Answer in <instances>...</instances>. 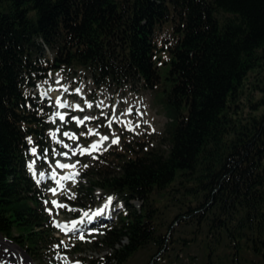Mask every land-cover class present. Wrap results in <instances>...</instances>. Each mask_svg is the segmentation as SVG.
Segmentation results:
<instances>
[{
    "label": "trees",
    "instance_id": "16d2710c",
    "mask_svg": "<svg viewBox=\"0 0 264 264\" xmlns=\"http://www.w3.org/2000/svg\"><path fill=\"white\" fill-rule=\"evenodd\" d=\"M158 47L169 55L163 76ZM76 69L98 87L153 91L163 79L166 148L101 155L87 168L67 203L86 210L100 189L124 209L84 240L68 239L72 252L106 251L86 264H126L150 246L163 256L172 225L191 221L231 241L236 261L244 247L264 264V0H0V235L38 264L66 243L27 167L50 130L32 90L50 72ZM252 73L263 94L249 107L261 112L242 115ZM168 190L184 208L163 233L156 196Z\"/></svg>",
    "mask_w": 264,
    "mask_h": 264
},
{
    "label": "rangeland",
    "instance_id": "374dc122",
    "mask_svg": "<svg viewBox=\"0 0 264 264\" xmlns=\"http://www.w3.org/2000/svg\"><path fill=\"white\" fill-rule=\"evenodd\" d=\"M154 58L158 70L163 76L168 67V52L158 47ZM258 78L260 77H256L252 73L243 87L240 100L237 103L238 112L242 115L261 112V108L255 111L249 107L250 102L257 103L263 94L259 88L263 82L259 81ZM53 84L56 85L52 91L47 89ZM163 88V79L151 92L140 84L98 87L87 72L76 69L50 72L46 80L32 90V94H37L48 106L50 130L48 145L45 149L38 150L35 148V154L32 151L34 147L30 149L28 170L30 174L34 175L35 180L44 186L46 197L42 207L47 212L50 225L55 228L54 235L66 243L62 251L55 248L48 252L49 258L45 260V264H86L88 259H99L105 255V250H87L81 255H76L72 252L73 247L68 244V239H77L80 235L86 237L87 234L95 233L101 227L115 222L123 212L124 204L114 195L105 196L100 189L96 190L95 196L89 203L90 207L86 210L71 206L67 203V199L69 195L74 194V186L79 182H85L82 174L87 173V168L95 170L101 165L97 161L101 155H111L114 152L121 153L123 150L144 152L152 148H166L161 140L166 116L163 107L156 101L161 96ZM47 91L49 92L47 93ZM58 93L61 94L68 106L56 108L57 101L55 99L57 98L54 95H58ZM89 104L92 106L88 107ZM73 105H79V108L72 107ZM56 113H62L64 120L61 121ZM116 116L129 119L120 120ZM85 117H90V119L79 124L78 121ZM89 129H92L95 134L90 135ZM65 133L74 135L76 139H70L64 135ZM98 136H107L110 143L104 148L85 152L81 155L80 150L89 149L93 139ZM117 138L119 143L112 144L111 141ZM64 145H68V147L66 148ZM74 152L75 155H73ZM33 162H35L34 166L30 169L29 165ZM57 162L75 164L76 167L60 170L56 167ZM69 171L78 173V175H74V179L61 186L60 190L56 189L54 183L47 176L49 173H55L56 177L59 178L63 173ZM40 173L44 174V179ZM52 189L56 190L55 195L51 191ZM172 193L173 191L168 190L162 195L156 196V204L160 209L158 224L163 233L166 232L172 218L184 208L182 204L172 199ZM109 197L112 198L111 202L108 201ZM52 201L66 207H54ZM106 202H109V209L112 210L110 218L95 225L85 224L81 229L73 227V222L87 218ZM134 204L138 206L137 202ZM179 206L182 207L181 210H179ZM85 213L88 214L87 217L84 215ZM62 228H66L68 232L63 233ZM169 237L172 242L169 244L167 254L162 256V250L159 251L150 246L139 250L126 264H146L151 256L153 258L150 264H263L260 257L253 255L244 247L240 251L238 261H236L234 259L236 251L234 244L225 236H214L203 224L197 225L191 221L175 222L171 227ZM0 238L7 240L2 235ZM11 244L19 249L17 244ZM24 254L29 264L39 263L33 261L26 252Z\"/></svg>",
    "mask_w": 264,
    "mask_h": 264
},
{
    "label": "bare ground",
    "instance_id": "6f19581e",
    "mask_svg": "<svg viewBox=\"0 0 264 264\" xmlns=\"http://www.w3.org/2000/svg\"><path fill=\"white\" fill-rule=\"evenodd\" d=\"M55 81L57 82L58 80H55ZM55 85L56 84L50 85L47 89H50V91H52L55 88ZM48 92L49 91H47V93ZM54 97L59 99L61 103L67 104V102H65L64 99H62L61 94L59 95V93H58V95H54ZM57 99H55V100L57 101ZM71 104H73V103H71ZM56 108L57 109L60 108L57 103H56ZM60 114H62V113H60ZM116 117H117V119H120V120L129 119L127 117L126 118H120L118 116H116ZM124 122H126V121L124 120ZM109 138H111V137H109ZM93 142L99 143L100 137L99 136L95 137L90 145H92ZM109 143H110V139L103 141L100 144V148H104ZM60 163H64V162H60ZM106 204L108 205L107 208H105ZM109 206H110L109 202H106L103 206L98 207V209H96L92 214H90L88 216V217H91L90 220L88 219V217L80 219L79 221H82V223H77L75 225V228L81 229V227L84 226L85 224L95 225L97 223H100V222L110 218V216L112 214V210L109 209ZM102 209H103V211H101ZM94 213H99V215H93ZM10 244L11 243L8 242L7 240L0 238V260H4L6 262V264H29V261L27 260V257L24 254V252L19 250L15 245H13V244L10 245Z\"/></svg>",
    "mask_w": 264,
    "mask_h": 264
},
{
    "label": "snow or ice",
    "instance_id": "6c2138e0",
    "mask_svg": "<svg viewBox=\"0 0 264 264\" xmlns=\"http://www.w3.org/2000/svg\"><path fill=\"white\" fill-rule=\"evenodd\" d=\"M77 92H79V89H77ZM57 104H58V106H59L60 108H64V107L68 106L66 103H61L59 99H57ZM91 106H92V105H90V104L88 105V107H91ZM72 107L79 108V105H73ZM81 110H82V109H81ZM56 115L59 117V119H60L61 121L64 120V116L61 115L60 113H56ZM88 119H90V117H85L83 120H79L78 123H79V124H83L84 121H85V120H88ZM89 134H90V135H94L95 133L93 132L92 129H89ZM54 135H55V134L53 133V136H54ZM64 135H65V136H68L70 139H73V140L76 139V137H75L74 135H71V134H69V133H65ZM107 139H108L107 136H102V137H100V142H99V143H93L92 145H90L89 149H81V150H80V154L83 155L85 152L98 150V149L100 148V144H101L103 141L107 140ZM30 142H31V141H30ZM111 143H112V144H117V143H119L118 138H117V139H113V140L111 141ZM64 147L67 148L68 145H64ZM105 150H106V149H105ZM32 151H33V154H35L36 149L33 148ZM73 155H75V152L73 153ZM34 163H35V162H33V164H30V165H29V168H30V169L33 168ZM56 167H58V168H62V169H67V168H75L76 165H75V164H61V163L57 162ZM85 167H87V166H85ZM43 175H44L43 173H40V176H41V177H43ZM73 175H78V173H74ZM54 176H55V173H53V177H54ZM72 178H73L72 175H66V176L61 177L60 180H69V179H72ZM60 180H57V185H58V187L61 186V185H60ZM51 191H52L53 194L55 195L56 190H55V189H52ZM111 199H112V198L109 197V198H108V201L111 202ZM52 204H53L54 207H66L65 205L58 204L56 201H52ZM107 206H108V205L106 204V205H105V208H107ZM101 211H103V209H102ZM84 215H85L86 217L88 216L87 213H85ZM93 215H99V213H94ZM88 219L90 220L91 217H88ZM77 223H82V221L73 222V227H75V225H76ZM57 226L60 227L59 225H57ZM62 230H63V229H62ZM79 239L84 240V239H85V236H84V235H80V236H79ZM5 251H6V250H5ZM0 264H6V262H5L4 260H0Z\"/></svg>",
    "mask_w": 264,
    "mask_h": 264
},
{
    "label": "water",
    "instance_id": "95a60500",
    "mask_svg": "<svg viewBox=\"0 0 264 264\" xmlns=\"http://www.w3.org/2000/svg\"><path fill=\"white\" fill-rule=\"evenodd\" d=\"M8 242L12 243L10 240H7ZM20 249V248H19ZM21 250V249H20Z\"/></svg>",
    "mask_w": 264,
    "mask_h": 264
}]
</instances>
